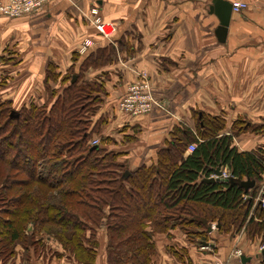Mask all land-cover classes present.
I'll return each mask as SVG.
<instances>
[{
	"label": "trees",
	"instance_id": "16d2710c",
	"mask_svg": "<svg viewBox=\"0 0 264 264\" xmlns=\"http://www.w3.org/2000/svg\"><path fill=\"white\" fill-rule=\"evenodd\" d=\"M113 44L75 52L64 75L46 66L42 84L49 101L43 105L14 110L0 99V264L14 260L17 245L29 237L28 226L35 230L34 252L42 236L51 235L74 264L95 263V241L93 248L86 243L99 233L107 264H151L154 234L174 229L200 245L213 222L219 235L233 238L243 229L251 241L264 244V208L254 202L264 176L260 150L239 152L230 136L216 137L209 129L187 157L185 140L171 142L150 166L129 171L125 162H116L124 153L106 151L116 146L114 140L102 137L90 145L105 121L94 118L105 90L101 80L83 74L111 65L115 47L125 52L122 42ZM216 166L255 186L244 192L237 184L204 182ZM193 207H199L198 218L189 215Z\"/></svg>",
	"mask_w": 264,
	"mask_h": 264
},
{
	"label": "crops",
	"instance_id": "0c3cea01",
	"mask_svg": "<svg viewBox=\"0 0 264 264\" xmlns=\"http://www.w3.org/2000/svg\"><path fill=\"white\" fill-rule=\"evenodd\" d=\"M223 1L247 4V10L231 11L223 43L215 35L217 18L209 13L212 0H50L30 16L0 15V75L5 79L0 97L18 106L26 97L42 96L46 66L53 64L66 74L85 39L93 42L91 51L122 42L125 52L115 47V64L83 75L85 80H101L105 90L94 117L105 121L93 139L108 137L124 148L120 159L129 171L150 166L171 142L201 143L209 129L216 137L230 136L239 152L264 154V0ZM93 8L102 22L113 26V37L94 30ZM141 72L148 75L155 105L146 116L124 118L117 104ZM189 154L186 150L183 158ZM263 184L264 176L259 190ZM216 230L205 242L206 251L200 249L204 242L196 246L178 229L156 235L154 264L217 259L241 264L229 258L234 249L251 259L247 264H257L258 240L243 234L230 238ZM178 250L182 259L172 256ZM33 253L27 264H69L61 250L42 256L43 261Z\"/></svg>",
	"mask_w": 264,
	"mask_h": 264
},
{
	"label": "built area",
	"instance_id": "2783aa9c",
	"mask_svg": "<svg viewBox=\"0 0 264 264\" xmlns=\"http://www.w3.org/2000/svg\"><path fill=\"white\" fill-rule=\"evenodd\" d=\"M49 1L50 0H6L3 3H0V15L7 19H20L39 12ZM231 6L232 13H239L247 10V4L241 1H232ZM90 15L92 18V26L99 35L107 39L114 35L115 31L113 26L102 22L99 11L96 8L90 10ZM105 27H111L112 33L105 34ZM90 47H93V42L90 39H85L81 43L78 53L84 54ZM154 105L155 102L151 94V84L148 75L145 72H141L136 75L135 81L128 86L126 94L118 102L117 112L124 118H136L148 115ZM98 142V139H93L90 141V145L96 146L98 145ZM194 148L195 144H190L187 146L186 150L188 153H191ZM210 177L214 176L211 174L208 178ZM230 177V173L224 167L221 178L226 180ZM255 200H257L255 204H258L261 208H264V184L260 188ZM210 228L211 230H215L216 225H211ZM208 248L209 244L200 246V249L203 251L208 250ZM262 250H264V244L259 245L258 247L259 252ZM241 256L242 252L239 249H234L230 253L229 258L239 259ZM227 262V260H213L206 264H227Z\"/></svg>",
	"mask_w": 264,
	"mask_h": 264
},
{
	"label": "rangeland",
	"instance_id": "374dc122",
	"mask_svg": "<svg viewBox=\"0 0 264 264\" xmlns=\"http://www.w3.org/2000/svg\"><path fill=\"white\" fill-rule=\"evenodd\" d=\"M104 32H106V30L104 29ZM111 33V32H110ZM14 61H16V59H14ZM116 61L114 60V62H112V64H115ZM111 64V65H112ZM93 70V69H92ZM95 70V69H94ZM5 80L3 79V77L0 75V83ZM55 87V86H54ZM97 88V87H96ZM95 88V90H96ZM98 93L101 94V96H103V92L102 90L98 89L97 91ZM1 100H3V98L0 97ZM49 101L48 99V96L45 94V92L43 91V94L42 96L41 95H35V97L33 96L32 98H27L25 99V101L21 104H19L18 106H15L14 103L12 102V107H14L13 109L14 110H19V108H21L22 106H28L30 104H34L36 106H40L43 105L44 103H47ZM94 113V112H93ZM92 113V114H93ZM91 115H89V117H93ZM98 139V138H97ZM93 140V139H92ZM99 140V139H98ZM106 149V148H105ZM107 152H114V153H119V154H122L125 153V149L124 148H121V147H116V146H111L109 148L106 149ZM256 151V150H255ZM262 153V152H261ZM262 155L264 156V154L262 153ZM117 163H122L123 160L121 161V159H117L116 161ZM259 193V189H258V192L257 194ZM51 194H54V193H51ZM257 196V195H256ZM256 198V197H255ZM254 202H257V200H255ZM187 207V206H186ZM190 209V216L193 217V218H198V210H199V207H193V208H189ZM187 216V215H185ZM183 218V217H182ZM219 219H221V217H219ZM211 225H216L215 222H213V224ZM210 225V226H211ZM217 226V225H216ZM33 228L28 226L26 228V234H28L27 236V239L26 241L24 242L25 244L24 245H17L16 249H15V257L13 258L14 260L11 262H8L7 264H27V262L29 261V258L32 257V253H33V250H32V246H31V243L33 242L34 239V235L33 236H30V233L32 232ZM179 230V229H178ZM35 231V230H33ZM170 232V231H169ZM40 232H37L35 234V236L37 237H40L39 235H42V234H38ZM87 233V234H86ZM168 233V232H167ZM167 233H156L154 234L153 238L156 236V235H167ZM90 234V232H85V238L88 237V235ZM246 235L245 238H248L247 237V234L246 232L242 229L238 235ZM42 237L43 238V241H39L40 243H38V245L35 247V252L33 253L35 257H39L42 261L45 259L43 258L42 256H45V251L42 250V248H45L47 250H49L50 252H56V250H61L63 253H62V257H64V255L66 256V260L69 262V264H74L72 262V260L69 258V255L67 253H65L63 251V249L61 248L60 244L58 242H56V240H54V238H52L51 235H43ZM95 237V238H94ZM92 237V240L87 242L86 244H88L91 248H93L94 246L92 245V243L95 241V250H96V258H95V263L94 264H97L98 262H100V264H107V256H106V253H107V249H106V243H105V240H104V234L103 233H99L97 236H94ZM153 238H152V241H153ZM37 239V238H36ZM94 239V241H93ZM250 239V238H249ZM255 240H258V238H254V241ZM23 241V240H22ZM21 241V242H22ZM259 242V241H258ZM92 245V246H91ZM155 245V244H154ZM199 246V245H197ZM23 247H26V250L25 249H22ZM154 255L152 256L151 258V264H154L153 260L155 259V257L158 255V250L156 248V246H154ZM179 252L175 253V254H171L173 256V258L177 259L178 257L180 259H182L180 257L179 254H181L180 250H178ZM48 254V252L46 253ZM28 259V260H27ZM64 259V258H63ZM157 259V258H156ZM218 260V259H217ZM45 263V262H44ZM42 264V263H41ZM125 264V263H124ZM129 264V263H127Z\"/></svg>",
	"mask_w": 264,
	"mask_h": 264
},
{
	"label": "water",
	"instance_id": "95a60500",
	"mask_svg": "<svg viewBox=\"0 0 264 264\" xmlns=\"http://www.w3.org/2000/svg\"><path fill=\"white\" fill-rule=\"evenodd\" d=\"M231 11L232 6L229 2H225L223 0H212L211 6L209 8V13L213 14L217 18L218 25L215 30V35L218 42L220 43H223L226 40L227 30L231 22ZM74 80L75 77H73L72 83L74 82ZM223 168L224 167L216 166L211 170V174L214 177L203 179V181L206 183H229L230 185L237 184L241 189H243L244 192L249 191L255 186V182L251 180L236 181L232 177L224 180L223 178H221ZM128 175L129 172H125L123 177H126ZM207 232L210 233L211 229L209 228ZM202 245L207 244L204 243ZM261 257H264V250H262L259 255H256L255 259L259 260ZM238 261L241 264H247L251 261V259L246 258L245 256H241Z\"/></svg>",
	"mask_w": 264,
	"mask_h": 264
},
{
	"label": "bare ground",
	"instance_id": "6f19581e",
	"mask_svg": "<svg viewBox=\"0 0 264 264\" xmlns=\"http://www.w3.org/2000/svg\"><path fill=\"white\" fill-rule=\"evenodd\" d=\"M105 34H111V33L106 30Z\"/></svg>",
	"mask_w": 264,
	"mask_h": 264
}]
</instances>
